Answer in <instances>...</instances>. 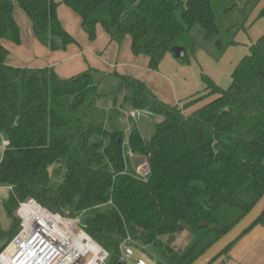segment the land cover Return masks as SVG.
<instances>
[{
  "label": "trees",
  "instance_id": "16d2710c",
  "mask_svg": "<svg viewBox=\"0 0 264 264\" xmlns=\"http://www.w3.org/2000/svg\"><path fill=\"white\" fill-rule=\"evenodd\" d=\"M260 3L263 16L264 0H0V39L20 44L19 9L50 51L77 44L59 20L63 4L80 18L89 41L98 26L110 42L128 36L132 54L147 56L156 71L176 46L185 49L184 64L198 50L219 60ZM8 56L0 42V187L9 188L2 208L10 220L5 230L0 222V239L16 235L15 211L33 199L52 213L78 217L107 252L105 264H130L129 245L157 264H190L263 194L264 34L226 88L202 76L204 89L174 105L113 71L107 75L118 88L105 108L99 105L107 95L99 93L105 73L88 68L61 77L52 66L11 65ZM129 109L161 118L150 139ZM141 162L149 167L145 177L134 167ZM55 163L64 170L57 187L49 183ZM255 225H264V211ZM181 229L191 241L178 252L173 244Z\"/></svg>",
  "mask_w": 264,
  "mask_h": 264
},
{
  "label": "crops",
  "instance_id": "0c3cea01",
  "mask_svg": "<svg viewBox=\"0 0 264 264\" xmlns=\"http://www.w3.org/2000/svg\"><path fill=\"white\" fill-rule=\"evenodd\" d=\"M56 1L61 2V0ZM63 6V4H59L57 8L59 20L63 27L79 40V44L69 45L64 51L52 52L34 38L28 21L22 22L21 20L18 22L20 44L0 39V42L7 49L13 50L16 55V59L9 60V57L7 58L9 64L23 65L22 60H26L32 67L52 66L61 77L72 76L88 68L97 69L105 73L106 76L108 73L116 71L142 81L158 99L171 105L202 91L205 86L202 76L209 78L219 87L226 88L231 81V74L235 66L245 55L249 54L250 47L264 34V27L253 29L250 33L252 36H249L246 31L249 27L245 31H240L235 37L236 44L229 46L217 61L211 59L202 50L196 51L189 64L182 63L172 54H166L158 69L154 71L148 68L147 56L132 54L128 36L120 44L110 42L103 29L98 26L95 40L89 41L80 26V18L66 6L64 7L70 12L67 9L62 11ZM21 24L24 26L23 33ZM27 48L28 52L26 53ZM24 55L27 59H24ZM145 113L150 115L146 111ZM155 117L157 118L156 123H158L161 118ZM1 189L5 191L3 196L5 198L9 188L0 187ZM217 261L212 264H264V225H255L251 228Z\"/></svg>",
  "mask_w": 264,
  "mask_h": 264
},
{
  "label": "built area",
  "instance_id": "2783aa9c",
  "mask_svg": "<svg viewBox=\"0 0 264 264\" xmlns=\"http://www.w3.org/2000/svg\"><path fill=\"white\" fill-rule=\"evenodd\" d=\"M143 113H145V111L135 109L128 111L127 116L132 119H136L142 116ZM148 172H149V167L147 163H143L142 165L138 166V168H136V174L140 177H145L148 174ZM30 202L38 205L40 208L47 210L46 208L39 205L33 199L20 203L19 208L17 210V216L20 218V229L10 241V242H14V241L18 242L17 247L14 249L13 253L11 254V258H10L11 264H31L33 260H34L33 264H84L86 260V254L79 253L78 252L79 250H76L75 246H73L74 238L71 231L65 232L62 235L59 234L56 235L55 237H50V236H46V234H44L42 231L40 232V229L37 228L36 225H34L35 223L33 222L32 224L29 225V228L27 229V232L24 235L25 237L20 242L18 241V237L21 236L23 231L25 230L24 216L20 215V210L22 209V206L25 205V203H30ZM53 214H57V213H53ZM73 221L75 222V228H76L75 230L85 233L82 230V228L77 224L78 220L76 219ZM68 237H70L71 240H69ZM26 247H28L27 250L29 252L28 256H27L28 252L23 253V250ZM4 249L2 252H4ZM102 251H103V256L101 257V259L97 264H105V261L107 259V252L104 249H102ZM2 252L0 253V256ZM30 257H32V259H30ZM0 264H6V263L0 260Z\"/></svg>",
  "mask_w": 264,
  "mask_h": 264
},
{
  "label": "rangeland",
  "instance_id": "374dc122",
  "mask_svg": "<svg viewBox=\"0 0 264 264\" xmlns=\"http://www.w3.org/2000/svg\"><path fill=\"white\" fill-rule=\"evenodd\" d=\"M261 7H262V4L260 3L254 9V11L251 13V15H250V17L248 19V27L249 28L246 31L249 34V36H252L250 33H251V31H253V29L255 30V28L264 27V15L263 16H259V11H260ZM61 9H62V11H66L64 9H67V8L63 6V8H61ZM67 11L70 12V10H68V9H67ZM22 13L23 12L21 10H19V9L15 10L14 16H15L17 22H20L21 20H22V22L28 21V23L30 25L29 20ZM21 15H23V16L21 17ZM25 19H27V20H25ZM21 31H22V33L24 32V26L22 24H21ZM73 37H74V35H73ZM76 41H77V44H79V40L76 39ZM8 49H9L8 51L10 53V56H8L9 57L8 59L9 60H11L12 58L13 59H16L15 58L16 55L14 54L13 50L11 51L10 48H8ZM25 52L26 53L28 52V48L25 50ZM25 58L27 59V57L24 55V59ZM21 60H22V58H21ZM25 62H26V60H22L21 63L23 65H28V63L27 62L25 63ZM28 66H31V64H29ZM117 88H118V81H117V79L114 76H108L107 75L103 79V81L100 83V85H99V93H101V94H107V95L103 96L99 100V105H102V106L111 105L112 102H113V97L109 93H112V92L116 91ZM134 122L136 123L137 127L139 128L140 133L145 138L150 139L151 136L154 133V125L157 122V118L154 115H152V114L149 115V114L143 113L142 116L136 118L134 120ZM1 147H2V145L0 146V148ZM142 164H143V162L140 163V165H142ZM134 167H135V170H136V168H138V166H136V165H134ZM63 173H64V170L60 167L59 164H57V163L53 164L49 168V183H50V185L53 186V187H57L62 182ZM4 195H5V191L3 189H1L0 190V199H2ZM19 205H18V208H19ZM18 208L15 211V216L19 219V229H20V218L17 216V210H18ZM58 215H61V214H58ZM61 216L64 217L65 219H69V220H76L77 219L78 220L77 224L80 226V224H79V218L78 217H72L69 214H64V215H61ZM0 222H1L2 227L4 228V230L9 228L10 220L7 219L6 216H5L4 210L2 208V201L0 202ZM19 229H18V231H19ZM190 241H191V235L187 231H184V230L181 231V230H179V233H177L175 235V241H174L173 246L175 247V249H178V252L179 251L181 252L189 244ZM127 259L130 262V264H133V261L132 260H130L129 258H127Z\"/></svg>",
  "mask_w": 264,
  "mask_h": 264
},
{
  "label": "bare ground",
  "instance_id": "6f19581e",
  "mask_svg": "<svg viewBox=\"0 0 264 264\" xmlns=\"http://www.w3.org/2000/svg\"><path fill=\"white\" fill-rule=\"evenodd\" d=\"M20 215L24 216L25 230L22 235L18 237L19 242L25 237L24 235L27 232L29 225L34 222V225L40 229V232L42 231L46 236L50 237H55L56 235H62L65 232L71 231L74 238L73 246H75L76 250H79V253L86 254L84 264H97L103 256L101 247H99L95 241H93L86 233L75 230V222L73 220L65 219L61 215L50 213L32 202L25 203V205L22 206ZM68 239L71 240L70 237H68ZM17 243V241H14L7 244L4 252H2L0 256L2 262L11 264V254L17 247ZM27 250L28 247L23 250V253L28 252ZM28 254L29 252L27 253V256ZM30 259H32V257H30ZM33 262L34 260L31 264H33Z\"/></svg>",
  "mask_w": 264,
  "mask_h": 264
},
{
  "label": "water",
  "instance_id": "95a60500",
  "mask_svg": "<svg viewBox=\"0 0 264 264\" xmlns=\"http://www.w3.org/2000/svg\"><path fill=\"white\" fill-rule=\"evenodd\" d=\"M171 53L176 59H182L185 53L183 47H172ZM128 136L129 130L125 131ZM264 211V192L249 211L243 215L227 232L212 243L205 251L197 256L190 264H211L226 249L239 240L250 229ZM6 239H0V253L7 246ZM126 256L134 264H157L147 253L141 249L129 245L124 249ZM180 252V251H179Z\"/></svg>",
  "mask_w": 264,
  "mask_h": 264
}]
</instances>
